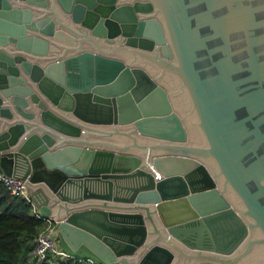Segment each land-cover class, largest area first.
I'll return each instance as SVG.
<instances>
[{"label": "water", "instance_id": "95a60500", "mask_svg": "<svg viewBox=\"0 0 264 264\" xmlns=\"http://www.w3.org/2000/svg\"><path fill=\"white\" fill-rule=\"evenodd\" d=\"M0 169L98 264H264V0H0Z\"/></svg>", "mask_w": 264, "mask_h": 264}, {"label": "trees", "instance_id": "16d2710c", "mask_svg": "<svg viewBox=\"0 0 264 264\" xmlns=\"http://www.w3.org/2000/svg\"><path fill=\"white\" fill-rule=\"evenodd\" d=\"M24 200L11 195L0 183V264H49L45 261L29 263V241L40 227V220L27 214ZM65 264V263H59ZM67 264H88L68 261Z\"/></svg>", "mask_w": 264, "mask_h": 264}, {"label": "built area", "instance_id": "2783aa9c", "mask_svg": "<svg viewBox=\"0 0 264 264\" xmlns=\"http://www.w3.org/2000/svg\"><path fill=\"white\" fill-rule=\"evenodd\" d=\"M0 183L11 195L21 197L28 205L27 214L40 220V227L34 237L29 241L31 247L28 252L29 263L45 261L49 264H59L68 261H81L88 264H98L89 258H81L63 250L57 243L55 235V221L48 216H42L37 207L28 197V191L23 180L6 175L0 169Z\"/></svg>", "mask_w": 264, "mask_h": 264}]
</instances>
